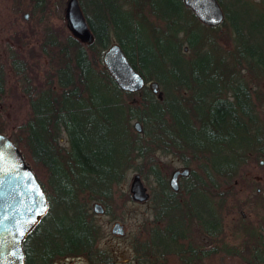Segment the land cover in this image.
<instances>
[{
	"label": "trees",
	"instance_id": "trees-1",
	"mask_svg": "<svg viewBox=\"0 0 264 264\" xmlns=\"http://www.w3.org/2000/svg\"><path fill=\"white\" fill-rule=\"evenodd\" d=\"M216 1L223 13L216 27L201 25L181 0L141 1L162 23L160 29L128 21L137 0H103L102 5L86 0L78 4L92 36L90 44L80 43L67 30L62 36L46 29L39 55L47 58L51 73L42 84L22 88L30 117L14 132L16 148L48 205L22 244L23 264L88 256L90 264H113L95 249L99 228L82 195L101 203L108 214L112 187L122 182L133 160L141 162L151 151L143 142L164 154L169 148L199 156L209 181L216 173L223 185L231 184L250 162L264 164V125L242 76L245 71L264 80V0ZM228 7L236 11L231 15ZM200 28L214 36L202 37ZM219 28L226 29L232 43L226 53L216 45ZM111 38L144 82L157 84L161 100L147 86L135 93L117 88L101 62ZM18 62H11L17 79L22 73ZM53 84L59 94H54ZM183 93L187 99L180 96ZM133 120L140 124V133L130 132ZM60 131L67 142L63 154L55 150ZM145 164L135 169L137 175L143 180L150 176L163 189L166 181L156 164L143 172ZM153 198L159 199L156 194ZM213 217V244H221L214 211ZM251 236L257 244L249 260L225 252L214 254L206 264H264V232L253 231Z\"/></svg>",
	"mask_w": 264,
	"mask_h": 264
},
{
	"label": "rangeland",
	"instance_id": "rangeland-1",
	"mask_svg": "<svg viewBox=\"0 0 264 264\" xmlns=\"http://www.w3.org/2000/svg\"><path fill=\"white\" fill-rule=\"evenodd\" d=\"M78 1L83 5L86 2V0ZM96 1L102 5L103 0ZM141 1L137 0L136 4L131 5V7L128 6L130 7L128 9L131 10L127 16L128 21L131 24H134L136 21L139 23L143 22L148 27L160 29L163 26L162 23L148 13V9ZM65 2L66 0H38L37 8L27 11L29 12L28 18L27 20H23L22 12L25 5L23 4V0L20 3L18 0H0V64L4 66H6V63L9 64L10 58L6 60L8 53L20 52L21 56L18 59L27 58L29 64H32L34 68L33 75L36 77L37 85L39 83L42 84L48 72L49 74L51 72L48 69L47 58L39 55V45L43 42V36L47 28L54 30L62 36L67 34L63 20ZM235 11L233 8L228 7V12L231 15ZM199 31L202 37H205V35L214 36L212 32H209L205 28H200ZM260 31L264 34V27H261ZM225 32L226 29L224 28L217 29L219 39L216 40V45L223 53L232 49V43ZM18 38H24V41L20 40V42L26 43L22 46L21 50L18 49L21 45L19 46L16 43ZM112 43H114L113 38H111L110 44ZM12 72L6 70L5 92L0 100V127L2 119H5V129L1 127L0 130L4 131V134L9 137H12L17 125L20 123V125L24 124L30 117L27 100L21 94L22 89L19 90L16 87ZM242 74L244 81L252 92L251 101L255 106L260 121L264 125V80L256 78L245 71ZM51 87L54 89V94L60 93L55 84ZM180 96L183 99H187L188 97L184 93ZM134 122V120L130 121V132L133 133L135 132L133 128ZM143 145H148L151 151L144 153L143 161L140 160L141 162H138L137 160H133L131 168L125 172L122 182L112 187L111 197L107 201L109 207L108 214L102 216L93 215L91 213V205L95 201L86 199V194L82 195L89 213L99 228V248L107 252L115 264H136L134 259L138 255L147 235L150 232L152 233L154 229L161 230L163 224L155 225L158 223H155L152 218L153 214H158L160 210L158 200L155 201L156 203L153 200L156 187L152 178L148 176L143 180L140 177L143 186L150 194V200L142 205L134 204L129 199L128 185L130 178L132 175L137 174L135 169L146 162L145 166L141 167L143 172L149 168L150 163H155L161 171L162 176L168 180L174 170L184 167L182 163L185 161L187 168L192 170L196 177H200L205 181L208 187L207 191L210 193L208 198L216 217L221 222V244L236 247L244 260H249L252 249L257 244L256 238L251 236V233L253 231L257 232V230L264 232V164L259 166V162L262 160H259L257 163L250 162L238 172L231 184L223 185L221 179L217 178L216 173H214V176L212 172L210 173L214 180L212 182L209 181L206 173L207 168H204V161L199 156L193 158L189 152H175L165 155L159 150L154 149L148 142H143ZM55 147L57 150L59 149L60 154L65 153L67 149V142L62 131L59 132V139L56 141ZM247 178L256 181V183L254 185H246L244 180ZM157 190L159 191V188ZM223 192H225V195H221ZM181 195V198L184 197L183 194ZM200 197H202L201 194L193 202L198 201ZM166 217L167 219L171 217L170 212H167ZM115 222L119 223L124 230V235L120 238L110 234V229ZM193 240L194 244L206 243L201 240L198 232H193ZM55 264L84 263H81L79 258H76L57 261Z\"/></svg>",
	"mask_w": 264,
	"mask_h": 264
},
{
	"label": "water",
	"instance_id": "water-1",
	"mask_svg": "<svg viewBox=\"0 0 264 264\" xmlns=\"http://www.w3.org/2000/svg\"><path fill=\"white\" fill-rule=\"evenodd\" d=\"M195 19L203 26L216 27L223 21V13L216 0H181ZM64 25L68 33L80 43L90 44L92 36L78 6L77 0H66L63 11ZM101 62L117 88L126 93H135L145 85L142 77L131 67L118 44L112 43L101 55ZM148 88L161 100L162 94L156 83L147 84ZM136 133L141 126L134 122ZM263 162H259L262 166ZM187 170L173 172L169 179L170 188L176 190L178 174L186 175ZM128 194L133 203H143L148 199L146 188L139 175L131 176ZM47 200L29 166L24 162L18 149L4 135L0 134V264H23L22 244L44 217ZM91 212L98 216L104 210L94 203ZM110 234L121 237L122 226L115 222Z\"/></svg>",
	"mask_w": 264,
	"mask_h": 264
},
{
	"label": "flooded vegetation",
	"instance_id": "flooded-vegetation-1",
	"mask_svg": "<svg viewBox=\"0 0 264 264\" xmlns=\"http://www.w3.org/2000/svg\"><path fill=\"white\" fill-rule=\"evenodd\" d=\"M20 1L22 0H18L19 3ZM37 2L38 0H23V4H25L24 11L22 12L23 20H27L28 18L29 12L27 11H32L34 8H37L38 5ZM144 6L147 9H149L147 5ZM17 40L18 41L16 43L19 46L21 45L18 49L21 50L22 46H24L26 43L20 42V40L24 41V38H18ZM20 56H21L20 52L8 53L6 55V60L10 58L9 64L6 63V66L0 64V87H1L0 100L4 96V92H5L4 86L6 79V70L12 72L11 62L13 60L18 59ZM18 60L19 62L17 64L22 70V73L17 79L14 75V72H12L13 81L19 90H21L23 87L24 88L29 87L30 89H32L37 85L36 77L33 75L34 68L32 64H29L27 58H21ZM20 124L17 125V127H20L21 126ZM1 127L5 129V119H2ZM16 128L14 129L13 132H15ZM0 134L6 136L16 147L14 143V133L12 134V137H9L4 134V131L0 130ZM55 150H57V148ZM167 152L168 153H166L165 155L167 154L169 155L175 152L181 153V151L175 149H169V148ZM182 165L184 166L183 168L173 171V172L177 171L180 173L181 170L183 169L187 170L186 175H181V174L177 175L175 180L176 181L175 191H173L169 186V179L173 172L170 174L168 180L165 179L166 185L165 187H162L163 189L161 190L159 189L158 191L157 187L155 186L156 192H154V194H156L159 197L158 202L160 204L159 205L160 210L158 214L154 213L152 218L155 223H158V224L154 223L155 225L163 224V228L161 230L154 229L152 233L150 232L151 234L149 233V235H147V237L145 238L144 242L140 247L138 255L134 259V262L136 264H206L209 258L213 257L214 254H218L217 256H221V254L225 252H231L232 255L238 258H242L244 260V258L240 255V252L236 249V247L219 244V243L213 244V237L211 236V233L214 228V217H213L214 210L208 198V195L210 194L207 191L208 187L206 186L205 181H203L200 177H196L193 174L192 170L187 168L186 162L185 164L182 163ZM198 186L200 188H198ZM171 193H173L174 195L170 196ZM190 193H195L194 194L195 196L193 195L194 196L193 200L198 195L201 194L202 195V197H200L201 200L199 199L198 201L193 202V200H191V198L189 197ZM147 194H148V199L145 202L141 203L140 205L145 204L150 200V194L148 191ZM181 194H183L184 197L181 198L182 196ZM153 200L155 199L153 198ZM94 203L100 204L103 210L105 211L101 203L93 202L92 205ZM134 204H139V203H134ZM167 212H170L171 214V217H169L168 219L166 217ZM102 215H105V213L103 212ZM102 215H98V216H102ZM217 219H218L217 221L219 223V227H221V222H219L218 217ZM202 227H204L205 229H202ZM193 232H198L199 235L201 236V240L206 243L194 244ZM114 237H118V236H114ZM98 244L99 243L95 245V249H97V251L99 252H104L106 255H108L107 252L99 248ZM108 256L111 258L110 255ZM79 260L81 261V263L83 262L84 264H90L89 262L90 260H92V257L91 256L81 257L79 258ZM112 263L115 264L114 262Z\"/></svg>",
	"mask_w": 264,
	"mask_h": 264
}]
</instances>
